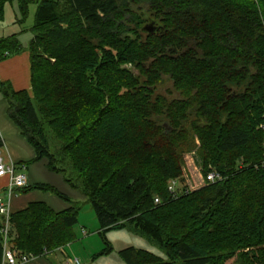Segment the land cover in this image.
<instances>
[{
	"label": "trees",
	"instance_id": "trees-1",
	"mask_svg": "<svg viewBox=\"0 0 264 264\" xmlns=\"http://www.w3.org/2000/svg\"><path fill=\"white\" fill-rule=\"evenodd\" d=\"M18 2L22 25L32 0ZM35 4L31 93L0 85L34 162L65 174L48 133L62 142L64 181L90 205L104 245L91 259L112 252L108 232L129 229L166 260L127 247L124 264H264V0ZM20 51L16 37L0 39V61ZM163 78L180 99L156 94ZM196 141L203 170L222 179L172 196L168 184L183 181L182 155ZM31 191L70 203L43 184L17 193ZM78 213L29 204L10 215L11 248L38 258L75 243ZM2 252L0 234V264Z\"/></svg>",
	"mask_w": 264,
	"mask_h": 264
},
{
	"label": "crops",
	"instance_id": "crops-1",
	"mask_svg": "<svg viewBox=\"0 0 264 264\" xmlns=\"http://www.w3.org/2000/svg\"><path fill=\"white\" fill-rule=\"evenodd\" d=\"M17 4L14 3V0H11V2L5 3L3 6V17L0 19V39H6L12 36L16 37L21 45V51L14 55H7L0 61V84L9 86L14 92L27 91L31 93L30 60L27 50L32 37L24 33V24L20 25L19 23L20 17L17 18L16 14L18 11L20 15L18 1ZM8 107V102L0 94V139L2 141L0 151L4 161L25 167L27 186L37 184L48 185L69 199L76 198L78 195L71 188L63 184L55 173L47 170L46 159L37 162L33 161L35 158L34 150L8 117ZM7 185L8 178H0V197L4 198L6 203L9 202L10 214L24 210L31 203H44L55 212H61L69 208V205L65 201L41 191H31L26 194L16 193L8 200L5 196V188ZM81 234L82 237H86L87 235L84 231ZM87 245L89 246V244ZM66 247L69 248L70 251H68L71 253V248L73 250L74 246L70 244ZM56 252L60 253V255L55 256V259L52 260L50 257H52V254H56ZM69 252L63 247L46 256L34 258L27 264H67L71 259H80L76 256H73V258ZM93 252L95 251L89 249L88 253H84L86 260H89L94 255ZM79 253L82 254L81 252Z\"/></svg>",
	"mask_w": 264,
	"mask_h": 264
},
{
	"label": "rangeland",
	"instance_id": "rangeland-1",
	"mask_svg": "<svg viewBox=\"0 0 264 264\" xmlns=\"http://www.w3.org/2000/svg\"><path fill=\"white\" fill-rule=\"evenodd\" d=\"M18 0H14V3L17 4ZM36 0H32V4L28 6V16L26 18V21L23 25L24 33L29 34V37H33V34L31 33V27L34 20V13L36 10ZM18 5V4H17ZM17 18L20 17L18 11H17ZM130 68V67H128ZM134 75H137L136 71L132 72ZM4 87L0 85V94L3 96V91H6V89H3ZM6 88V86H5ZM156 94L161 95L164 98H166L168 101L174 100V99H180L179 94L174 90L172 87V83L167 79L163 78L162 81L159 83V85L156 87ZM193 112L189 115V120H193ZM48 137L51 143V151L55 154L57 157L56 165L60 168L66 171L65 174H56L63 184L67 185L69 188H71L64 180L66 176H68L69 170H68V160L63 156L62 150V142L55 137L53 138L50 133H48ZM199 144L196 141L195 145L185 152L182 155V173H183V181H177L176 180V188L180 191L187 190V191H195L198 190L204 186H207L209 183L206 181V174H208V171H214L213 167L209 166L207 168V171L205 172L203 170V166L201 163V159L198 152ZM242 162L236 163V168L239 169L242 167ZM26 175V172H25ZM205 176V177H204ZM204 184V185H203ZM72 189V188H71ZM74 193H76V198H70V203L66 202L69 207L73 206L76 208H79L78 213V224L76 225L74 232L77 235V241L73 243L72 245L73 250L71 248V253L69 252V248H66V251L70 253V255L78 257V259L83 262V264H122L120 258L118 257V252L124 248L127 247H134L136 249L147 251L163 260H166V255L162 249H160L155 243L149 241L146 237L141 236L129 229H124L121 231H110L106 234V239L110 242L112 247V252L107 255L100 257L96 260H92L91 258L86 260V257L84 253H88L89 249L94 254L99 253L103 248L104 245L98 235L99 225L98 222L94 216V213L90 207V205L87 203L86 199L83 197L80 190L72 189ZM49 193V192H46ZM51 194V193H49ZM54 196L53 194H51ZM56 197V196H54ZM58 198V197H56ZM82 231L86 232V237H82L81 233ZM89 244V246L87 245ZM11 247V244H10ZM84 247V249H83ZM58 250V249H57ZM69 250V251H68ZM84 250V251H83ZM81 252L82 254H80ZM60 255V253L56 252V254H52V257H50L52 260L55 259V256ZM74 258V257H73ZM98 260V261H97ZM226 264H240L236 261H230Z\"/></svg>",
	"mask_w": 264,
	"mask_h": 264
},
{
	"label": "built area",
	"instance_id": "built-area-1",
	"mask_svg": "<svg viewBox=\"0 0 264 264\" xmlns=\"http://www.w3.org/2000/svg\"><path fill=\"white\" fill-rule=\"evenodd\" d=\"M261 129L264 130V126H261ZM25 171L26 169L24 166L6 163L2 158L0 151V178H8V185L5 188V196L8 200H10L11 196L15 195L18 190H21L27 186V177L25 175ZM221 179L222 177L215 171H210L206 175V181L208 183H215ZM176 185V181H170L168 184V191L172 196L180 191L176 188ZM154 204L159 205V199H154ZM10 215L9 202L6 203L4 198L0 197V218L2 219L0 234L2 237L3 249L1 264H27L30 260H33L34 257L21 254L10 247ZM44 255L46 256L48 253L45 251ZM67 264H81V262L77 259H71Z\"/></svg>",
	"mask_w": 264,
	"mask_h": 264
},
{
	"label": "water",
	"instance_id": "water-1",
	"mask_svg": "<svg viewBox=\"0 0 264 264\" xmlns=\"http://www.w3.org/2000/svg\"><path fill=\"white\" fill-rule=\"evenodd\" d=\"M144 30L145 31H149V32H152L153 31L152 29H149L147 26L144 27Z\"/></svg>",
	"mask_w": 264,
	"mask_h": 264
},
{
	"label": "bare ground",
	"instance_id": "bare-ground-1",
	"mask_svg": "<svg viewBox=\"0 0 264 264\" xmlns=\"http://www.w3.org/2000/svg\"><path fill=\"white\" fill-rule=\"evenodd\" d=\"M209 172V171H208ZM207 175V174H206ZM205 177V176H204ZM204 185V184H203Z\"/></svg>",
	"mask_w": 264,
	"mask_h": 264
}]
</instances>
